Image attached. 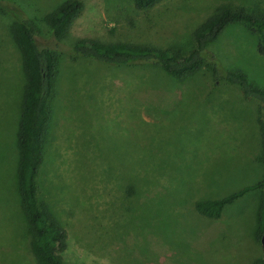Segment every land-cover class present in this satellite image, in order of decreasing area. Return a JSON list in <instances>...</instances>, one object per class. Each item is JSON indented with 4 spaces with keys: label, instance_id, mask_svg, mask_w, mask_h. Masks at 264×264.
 Masks as SVG:
<instances>
[{
    "label": "rangeland",
    "instance_id": "obj_1",
    "mask_svg": "<svg viewBox=\"0 0 264 264\" xmlns=\"http://www.w3.org/2000/svg\"><path fill=\"white\" fill-rule=\"evenodd\" d=\"M65 0H0V264H35L16 180L17 123L25 79L10 26L28 19L53 51L49 124L36 197L67 235L61 264H253L264 187L226 203L219 218L193 202L264 177L259 103L212 80L206 66L176 79L151 65H111L73 54L78 41L145 44L181 55L192 31L222 6L264 11V0H79L63 35L47 16ZM243 23L206 45L223 71L264 89V55ZM211 63V62H210ZM262 226V225H261ZM261 228V227H260Z\"/></svg>",
    "mask_w": 264,
    "mask_h": 264
},
{
    "label": "trees",
    "instance_id": "obj_2",
    "mask_svg": "<svg viewBox=\"0 0 264 264\" xmlns=\"http://www.w3.org/2000/svg\"><path fill=\"white\" fill-rule=\"evenodd\" d=\"M160 0H132L137 10H144ZM81 9L79 0H65L47 16L51 35L62 37L71 19ZM243 23L256 36L255 50L264 55V11H246L241 7L222 6L202 20L192 31L193 46L187 54L181 55L170 48H157L145 44L78 41L73 45V54L111 65H151L176 79H184L194 74L201 66H206L212 80L224 79L238 87L244 100L258 101L256 121L259 129L260 160L264 168V89L251 84L240 71H223L206 45L215 40L222 29L229 24ZM37 30L32 21L24 19L13 22L10 35L20 53L21 67L25 79L19 120L17 123L18 160L16 180L20 197V208L27 226L26 246L28 255L35 264H61L66 249L67 235L58 220L36 197L35 175L42 156L43 136L49 124L48 98L55 75L53 51L39 47L35 36ZM211 62V63H210ZM264 187V177L253 184L213 199L193 202L194 211L207 218H219L223 206L250 190ZM264 196V195H263ZM259 215L264 214V197L258 203ZM262 225V226H261ZM264 221L260 223L256 238L259 239ZM261 227V228H260ZM259 241V240H258ZM253 264H264V259Z\"/></svg>",
    "mask_w": 264,
    "mask_h": 264
},
{
    "label": "water",
    "instance_id": "obj_3",
    "mask_svg": "<svg viewBox=\"0 0 264 264\" xmlns=\"http://www.w3.org/2000/svg\"><path fill=\"white\" fill-rule=\"evenodd\" d=\"M259 243H260V246H261V249H262V252H263V255H262V259H264V226H263V229H262V233L259 237Z\"/></svg>",
    "mask_w": 264,
    "mask_h": 264
},
{
    "label": "crops",
    "instance_id": "obj_4",
    "mask_svg": "<svg viewBox=\"0 0 264 264\" xmlns=\"http://www.w3.org/2000/svg\"><path fill=\"white\" fill-rule=\"evenodd\" d=\"M258 230V229H257Z\"/></svg>",
    "mask_w": 264,
    "mask_h": 264
}]
</instances>
